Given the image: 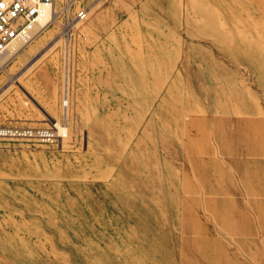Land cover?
Listing matches in <instances>:
<instances>
[{"label": "rangeland", "instance_id": "rangeland-1", "mask_svg": "<svg viewBox=\"0 0 264 264\" xmlns=\"http://www.w3.org/2000/svg\"><path fill=\"white\" fill-rule=\"evenodd\" d=\"M64 9L0 69L54 134L0 137V264H264V0Z\"/></svg>", "mask_w": 264, "mask_h": 264}, {"label": "built area", "instance_id": "built-area-1", "mask_svg": "<svg viewBox=\"0 0 264 264\" xmlns=\"http://www.w3.org/2000/svg\"><path fill=\"white\" fill-rule=\"evenodd\" d=\"M55 0H0V58L8 56L18 44H25L51 23ZM90 9L84 7L76 17L85 20ZM67 104V103H66ZM44 128L1 126L0 137H50Z\"/></svg>", "mask_w": 264, "mask_h": 264}, {"label": "bare ground", "instance_id": "bare-ground-1", "mask_svg": "<svg viewBox=\"0 0 264 264\" xmlns=\"http://www.w3.org/2000/svg\"><path fill=\"white\" fill-rule=\"evenodd\" d=\"M73 1H74V0H66L65 4H64V5H61V6H57V4L55 3V4H54V8H53V13H52V18H51V20H52L53 22L58 23V21L55 19V16H56L57 12H59V10L63 9V7H64V8H65V9H64V10H65V13L68 14V13L70 12V10L72 9V3H73ZM55 2H56V0H55ZM68 15H69V14H68ZM66 16H67V15H66ZM71 20H72V17L69 18V20H68V22H67L66 25L64 24V26H66L65 28H63V29L65 30V31H64L65 34H67V33L69 32L70 25L72 24V23H71ZM52 21H51V23H53ZM51 23H50V24H51ZM50 24H47L45 27H43V29H42L41 31H43V30H44L46 27H48ZM68 38H69V36H68ZM22 46H23V44H21V43L18 44L15 48H13V52H12L10 55H8V56H4V57H1V58H0V69H1V68H4V66H5V64H6V62H7V60H9L11 57H13V55L17 54L18 51H19V49H20ZM7 58H8V59H7ZM65 95H68V92H67V91H66ZM54 125L57 127V129H58V131H59L60 133L64 132L65 129H66V127H65L62 123H60L59 121H56V122L54 123Z\"/></svg>", "mask_w": 264, "mask_h": 264}, {"label": "crops", "instance_id": "crops-1", "mask_svg": "<svg viewBox=\"0 0 264 264\" xmlns=\"http://www.w3.org/2000/svg\"><path fill=\"white\" fill-rule=\"evenodd\" d=\"M16 55V54H15ZM15 55H13V57H11L9 60H11V59H13L14 57H15ZM3 109L2 108H0V112H3L4 113V111H2Z\"/></svg>", "mask_w": 264, "mask_h": 264}]
</instances>
